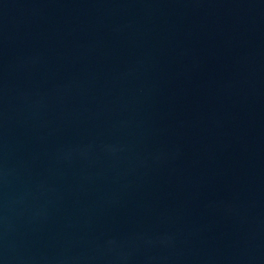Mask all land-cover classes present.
<instances>
[{
  "label": "water",
  "instance_id": "water-1",
  "mask_svg": "<svg viewBox=\"0 0 264 264\" xmlns=\"http://www.w3.org/2000/svg\"><path fill=\"white\" fill-rule=\"evenodd\" d=\"M0 264H264V0H0Z\"/></svg>",
  "mask_w": 264,
  "mask_h": 264
}]
</instances>
